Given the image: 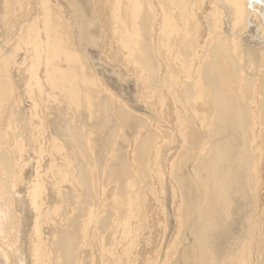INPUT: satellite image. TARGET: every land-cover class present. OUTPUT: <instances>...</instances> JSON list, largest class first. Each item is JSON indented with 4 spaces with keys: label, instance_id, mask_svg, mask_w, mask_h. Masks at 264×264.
Here are the masks:
<instances>
[{
    "label": "rangeland",
    "instance_id": "374dc122",
    "mask_svg": "<svg viewBox=\"0 0 264 264\" xmlns=\"http://www.w3.org/2000/svg\"><path fill=\"white\" fill-rule=\"evenodd\" d=\"M118 1L0 0V254L10 250L9 264H29L30 244L38 247V264H61L59 239L73 230L80 236L73 264L185 262L192 236L181 224L185 206L172 172L180 156L184 118L189 116L183 86L193 82L190 87H195L200 79L203 53L195 58L194 72L179 70L173 60L192 58L185 50L189 43L195 54L197 42L216 39L209 29L224 15L226 0ZM140 3L150 17L156 74L137 60L138 20L144 11ZM250 3V28L259 37L264 35V0ZM75 19H85V26L92 23L84 30L88 33ZM102 102L111 108L104 116L107 125L100 123ZM115 108L130 115L128 127L117 122ZM143 143L148 176L143 169L136 175V151ZM117 164L131 167L127 182L137 183L124 204L118 201L117 181L105 174ZM79 169L88 174L90 196L78 179ZM4 194L11 198L3 200ZM74 219L77 230L72 228ZM2 260L0 255V264Z\"/></svg>",
    "mask_w": 264,
    "mask_h": 264
},
{
    "label": "bare ground",
    "instance_id": "6f19581e",
    "mask_svg": "<svg viewBox=\"0 0 264 264\" xmlns=\"http://www.w3.org/2000/svg\"><path fill=\"white\" fill-rule=\"evenodd\" d=\"M134 1L136 2V0ZM141 2L144 3V0H141ZM164 3L166 2L164 1ZM144 4H142V6ZM160 4L163 3L161 2ZM74 5L76 4L74 3ZM166 5L168 4H165V6ZM144 8L143 6L142 9ZM77 9L81 10L79 7ZM222 10L224 15L221 17L218 15L215 20L216 22L212 24L214 28L210 25L209 27H211V29L207 28L213 33L210 34L213 35V38H216H214L215 40L210 43L208 40L200 41L196 44L193 42V44L198 47L195 54H193L194 46L192 45V47L190 43L186 45L187 48L185 50L191 53L192 58L187 56L182 58H180V56H175L173 60L168 54L169 60L177 62L178 64H176L178 67L180 65L179 68L176 64L167 65L165 62L170 68L175 65L179 70H184L186 73L190 68H193L192 72H194L195 67L193 63L195 62V58L199 57V51L202 50L201 52L203 53L201 54L202 59L199 60L200 62L198 63V65L200 64V66H198L200 79H197V83L194 85L195 87H190L193 82H188V84L185 81H181L183 83L185 82V86L183 87L184 93L187 94V97L186 94L185 97L188 99H186V107L189 109V112L185 109V113L189 116L186 115L188 117L184 118L183 125L185 129L183 128V131L181 130L183 134H181L182 144L180 156L176 160L175 169L172 172V177L175 180L174 182L177 184L176 188L181 192V202H183L185 206L181 216L183 220L181 224H183V229L188 232L187 234L192 236V241L188 240V242H192V244L186 246L187 250L183 249L187 252L185 253L184 264H264V54H262L264 53V35L259 34V37L256 35L253 36V30L250 28V24H252L254 15L250 0H226L224 1ZM79 12L80 15L81 11ZM147 12L144 9V11L139 14L138 29L141 42L140 44L138 43L140 51L137 60L143 64L146 69L156 74L157 65L154 58H152L149 46L150 17ZM186 13L188 14L187 11ZM77 20L78 19H75V21ZM83 20V23H85L86 20ZM82 21L78 20L80 23ZM83 23L81 24L84 25ZM91 24L92 23L86 26L84 25L85 29L83 28V32L86 30V27L88 28V25ZM91 27L93 26H90V29ZM79 28L81 30V27H78V29ZM198 30L201 29L198 28ZM88 31L89 30L85 32L88 33ZM201 31H203V29ZM79 34L78 37H81L82 33L81 35ZM82 36H84V34ZM90 36L92 38V35ZM96 39H98V37ZM251 39L255 42L253 43ZM83 41L85 42V39H83ZM90 41L92 42L93 40L89 39L88 42L91 44ZM95 41L94 44L97 43V41ZM165 57L167 56H164V58ZM165 60L167 61L168 59L165 58ZM190 75L192 74L190 73ZM193 80L194 79H192V81ZM193 90L194 92H192ZM191 97L193 100L192 109ZM108 108V103L102 106V109L105 111L103 119H101V114H103L102 110L99 109L101 112V114L98 112L101 115L100 119L104 120H100V123H106L104 116L109 113L107 112ZM114 111H116L117 122L124 128L128 127L130 115L125 112V109L118 108L116 110L115 108ZM110 112L112 113V111ZM100 115L98 117H100ZM98 117L94 116L97 120ZM106 120L110 121V117ZM105 125H107V123ZM100 131L102 130L100 129ZM124 138L126 139V135ZM75 139L77 138H74V141ZM103 141H105V139ZM77 142H79L78 139ZM77 142L73 144L78 145ZM74 148H78V146H74ZM73 152L74 151H72V153ZM147 152V146H145L144 143L141 144L139 151H136L135 166L139 171L142 169L147 171L148 169L145 167ZM115 158L114 160H116ZM114 160L113 162H115ZM113 162H111L112 166ZM119 165L120 164H117L112 168L108 167V171L105 174H107V178L111 179V182L112 180L114 182L117 181L118 192L121 195V199L118 196V201L122 204L128 199L129 193L135 188V184L137 183L132 180L130 183L127 182V180H129L127 178L133 175V169L131 167L128 169L127 164H121L122 166ZM78 171V179L82 182L87 195L89 194L88 196H90L91 192L88 185L90 179L88 178V174L83 169H79ZM146 171L144 174H146ZM141 172L142 171L139 173L136 172V175H139ZM147 174L146 176H148ZM139 177L140 176L137 178ZM8 196L5 194L2 195L3 200L9 199ZM85 200L87 202L89 199ZM10 202L12 201L10 200ZM31 205L33 206V204ZM10 207H8L7 204L6 208ZM24 207L25 206H23V211ZM82 209L86 210V207L81 205V210ZM8 210L9 209H7V211ZM9 211L11 212V209ZM74 220L75 221H72V228L77 230V220ZM33 221H31V223ZM69 230L70 228L68 229V233ZM23 236L25 235L23 234ZM79 237L80 236H76V231L74 230L71 235L66 234V232L62 234L57 247L62 257L61 264H67V261L69 263V260L76 257V252H79L78 250L76 251L78 242L80 241ZM188 238L191 239L189 236ZM56 241H58V239ZM25 244L29 246V243ZM30 245H32V247L34 246L33 244ZM32 247L29 246L28 252L30 253L27 254L30 256L29 264H38V247L37 249L35 246ZM7 250L6 252L1 251L0 254L4 264H7L9 261L6 256L8 254ZM25 251L27 250L25 249ZM25 251L22 253H25ZM22 253L20 254L22 255ZM12 254H14V252L11 253V255ZM14 256L15 254L12 257L14 258ZM16 256L18 257L19 255ZM73 260L77 261V257L76 259L73 258L70 264H73ZM19 262L22 263L23 259ZM26 262L28 263V261H25V263ZM42 262L44 261L42 260ZM22 264H24V262Z\"/></svg>",
    "mask_w": 264,
    "mask_h": 264
}]
</instances>
